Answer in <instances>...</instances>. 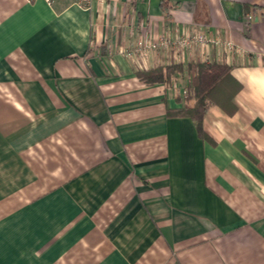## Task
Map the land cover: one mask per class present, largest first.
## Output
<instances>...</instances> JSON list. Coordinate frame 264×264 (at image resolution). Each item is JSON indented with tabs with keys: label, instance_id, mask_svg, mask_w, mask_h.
Returning <instances> with one entry per match:
<instances>
[{
	"label": "crops",
	"instance_id": "obj_1",
	"mask_svg": "<svg viewBox=\"0 0 264 264\" xmlns=\"http://www.w3.org/2000/svg\"><path fill=\"white\" fill-rule=\"evenodd\" d=\"M76 1L0 0V264H264V0ZM196 27L237 48L202 132L139 77Z\"/></svg>",
	"mask_w": 264,
	"mask_h": 264
},
{
	"label": "trees",
	"instance_id": "obj_2",
	"mask_svg": "<svg viewBox=\"0 0 264 264\" xmlns=\"http://www.w3.org/2000/svg\"><path fill=\"white\" fill-rule=\"evenodd\" d=\"M169 6L165 7L167 12ZM230 72V67L218 62H191L184 69L181 63L162 65L139 73L146 83H163L171 85L174 77L185 75L187 88L185 99H194V105L185 103L182 107L169 109L170 115L190 116L202 132L205 112L213 104H233L234 94L239 89Z\"/></svg>",
	"mask_w": 264,
	"mask_h": 264
},
{
	"label": "built area",
	"instance_id": "obj_3",
	"mask_svg": "<svg viewBox=\"0 0 264 264\" xmlns=\"http://www.w3.org/2000/svg\"><path fill=\"white\" fill-rule=\"evenodd\" d=\"M48 3L51 0H47ZM97 1L104 0H77L82 7L86 9H91L92 5ZM252 18V16H250ZM169 48L173 47L175 50V57L177 62L185 60V54L187 51H195L200 55V61L207 62L210 59V47L212 46H222L227 55V59L237 50L235 45L230 41L223 39L222 37L213 35L209 27H196L192 31L186 32L184 34L175 33L169 36H160L158 39L149 41L145 44L143 56L146 57L148 50L157 49V47ZM171 87L175 93H178L179 88H177V83ZM186 93V90L184 91Z\"/></svg>",
	"mask_w": 264,
	"mask_h": 264
}]
</instances>
